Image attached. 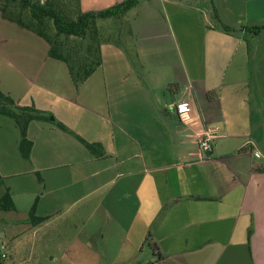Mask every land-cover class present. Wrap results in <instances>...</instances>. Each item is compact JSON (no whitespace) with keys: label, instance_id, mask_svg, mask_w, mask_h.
Masks as SVG:
<instances>
[{"label":"crops","instance_id":"0c3cea01","mask_svg":"<svg viewBox=\"0 0 264 264\" xmlns=\"http://www.w3.org/2000/svg\"><path fill=\"white\" fill-rule=\"evenodd\" d=\"M123 1L79 0L80 11ZM154 1L158 13L171 6L198 16L203 5L147 0L145 11L152 13ZM210 1L219 24L199 27L200 41L184 43L187 59L137 60L140 90L130 83L132 67L125 76L106 77L113 102L93 125L94 150L81 133V108H64L72 104L65 86L71 98L80 89L56 63L62 61L48 56V71L31 78L18 71L48 97L8 93L17 106L46 117L29 126V159L21 155L16 122L0 114V130L7 131L0 145L13 147L0 151V179L15 205L0 212V236L14 254L30 231L35 264H220L223 258L242 264L243 255L264 264V30L253 33L264 26V0H227L225 10ZM231 11L236 24L227 22ZM146 71L158 73L150 81ZM55 82L59 92L49 87ZM178 94L189 102L184 118L174 108ZM209 130L217 137L206 154L200 139ZM32 216L46 220L34 225Z\"/></svg>","mask_w":264,"mask_h":264},{"label":"rangeland","instance_id":"374dc122","mask_svg":"<svg viewBox=\"0 0 264 264\" xmlns=\"http://www.w3.org/2000/svg\"><path fill=\"white\" fill-rule=\"evenodd\" d=\"M10 1L11 0H9V2ZM39 1L41 3H46L54 0ZM67 1L66 6L63 0H60L59 2L56 0L57 4H59L66 12L65 15L74 19L80 11L79 1ZM194 1H196L195 3H203L201 14L199 13L198 16L193 15L192 12H185L183 15L179 10L175 12L171 6H167L166 9L164 8V11H162L163 13H158L157 9H159V3L156 1L153 2L155 9L150 13L145 11L147 6H143V2H145L143 1L140 3L142 6H137L132 9V11H130L131 13L128 12L123 18L97 20L102 64L98 67H94L95 71L84 82L77 85L73 80V87H75V89H80L79 94L72 90L75 94H72L73 96L71 98V90L68 93L66 86L65 89H63L65 92L64 94H66L68 99L72 100V104L69 106L66 103L64 104V108L66 110L68 108L75 109L76 106L81 108L79 112L80 114L76 113V115L79 114L78 123H81L80 129L83 138L89 143L87 146H93L94 144L92 143L98 138V132L96 128L93 127V125L98 122L97 115L101 112H108V110L111 109V102H113V82L110 80L105 82L107 76H109L110 79L113 75L125 76L129 73L128 70L132 67L133 71H130H132L131 73H134L135 77L131 78L130 83L133 82V85L135 86L136 84H140V88L137 89L140 90L142 88L140 75L143 74L140 73L141 67L138 66L137 60H141L142 63L146 64L149 61H151L152 64H156L160 63L162 59L180 60L181 57L187 59L188 55L191 54V51L186 45H184V43L200 41L199 27L202 28L206 26L212 28L219 24V15L215 11L212 1L188 0L185 2V5L187 7H192L195 5ZM226 2L227 0H214L217 7L223 10L226 8ZM5 5L9 11V16H11V13L14 15L20 13L19 1L9 4L7 0H0V8L3 9V6ZM1 9L0 93L5 94L6 96H10L8 94L10 92H13L15 95H23L25 93L26 95H29L36 91L41 92L43 95L45 94V97H48L43 90L28 87L25 79L20 76L18 71L27 75L26 78H31V76L40 73L45 74L46 71H48L46 70L48 67L45 66V61L48 56L50 57V44L44 37L38 35L36 32L29 31V29L12 21L11 17L8 18L5 16L1 12ZM226 14L227 22L230 24H236L235 22L238 20L237 17H235L236 12L231 11ZM216 16L218 17L216 18ZM22 18L28 22V20L31 19V14H29L28 11H24ZM45 26V31L48 35L55 36L57 34L53 22L50 19L45 20ZM187 35H190V37L184 39ZM175 37L178 39L177 42ZM60 41L63 43L66 42L68 47L74 49L75 53L78 52L82 55L84 48L82 46L80 47V43L83 41L71 38L70 40L68 39L67 42V39L64 36L60 37ZM81 44L87 46L88 44L90 45V42L85 41ZM56 63L59 67H62V69H69L65 63L63 64V62ZM90 63L91 61H88V64ZM129 63L130 66H127L126 64ZM142 68L155 70L154 68L158 67L147 66ZM155 73L158 72L150 71V74L148 75V71H146L145 76H149L151 81L155 76ZM60 81H63V79ZM60 85V82H55L49 85V87L52 90L59 92ZM156 87L157 86L154 82L150 83V89L154 90ZM66 116H68V112H66ZM108 116L111 118V114ZM1 118L2 117L0 116V119ZM69 120L75 122V117H70ZM6 133L7 131L0 130V136L5 135ZM1 150L10 152L13 151V147L2 143L0 145V151ZM48 151L51 153L54 150L51 148ZM1 215L3 214H0V217ZM61 228H63V225L59 224L54 226L52 230L57 231ZM19 242H21L20 252L14 254V251H11L8 243H5L4 239L0 236V264H35L36 261L29 256L31 253L32 233L30 231L24 233L19 239ZM241 260L242 264H251L249 256L243 255ZM235 262L239 263V260ZM46 263L49 264L48 262ZM220 264H227L226 259L223 258Z\"/></svg>","mask_w":264,"mask_h":264},{"label":"trees","instance_id":"16d2710c","mask_svg":"<svg viewBox=\"0 0 264 264\" xmlns=\"http://www.w3.org/2000/svg\"><path fill=\"white\" fill-rule=\"evenodd\" d=\"M9 4L20 2V13L11 16L6 5L3 6L1 12L11 17L12 21L17 22L20 26L36 32L38 35L44 37L51 46L50 57L65 63L71 73L72 79L78 85L84 82L95 71L94 67L102 64L99 32L97 28L98 19L123 18L132 9L139 6L143 1L147 0H124L112 8L101 12L83 13L79 11L77 17L74 19L66 16V12L57 4L56 0L41 3L39 0H7ZM58 2L60 0H57ZM79 0H77L78 2ZM66 4L67 0H63ZM67 6V4H66ZM65 6V7H66ZM28 11L31 14V19L26 22L23 17V12ZM77 13V11H76ZM75 13V15H76ZM218 16H216L217 18ZM50 19L53 22L57 34L55 36L48 35L45 31V20ZM225 31L230 32V29L224 27ZM264 30V26L254 27L253 33L260 34ZM64 36L70 40L71 38L79 39L84 43L90 42L87 46L80 43V47L84 48L82 55L74 52L72 47L60 41V37ZM87 48V49H86ZM88 61H91L88 64ZM0 114L9 116L16 122L17 127L21 132L20 152L23 158L29 159L34 143L28 138V129L32 122L46 120L44 115L38 113L34 109L21 108L16 105L10 96L0 93ZM91 150L94 146L88 145ZM15 211L13 198L10 190L4 186L2 179H0V212ZM46 219H34L31 217V222L34 225L42 224ZM157 249L156 246H154ZM157 251V250H156Z\"/></svg>","mask_w":264,"mask_h":264},{"label":"built area","instance_id":"2783aa9c","mask_svg":"<svg viewBox=\"0 0 264 264\" xmlns=\"http://www.w3.org/2000/svg\"><path fill=\"white\" fill-rule=\"evenodd\" d=\"M176 96H177V101L175 102L174 108L176 109L177 113H179L180 116L184 118L189 110V102L187 100L182 99L179 94ZM216 137H217L216 130H209L205 132V134L200 139V149L204 153L210 154L213 150L212 141Z\"/></svg>","mask_w":264,"mask_h":264}]
</instances>
